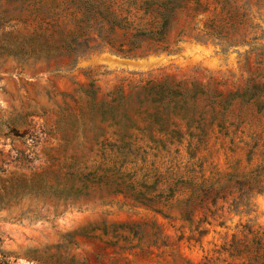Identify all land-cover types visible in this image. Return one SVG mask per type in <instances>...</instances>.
I'll use <instances>...</instances> for the list:
<instances>
[{"label":"rangeland","instance_id":"374dc122","mask_svg":"<svg viewBox=\"0 0 264 264\" xmlns=\"http://www.w3.org/2000/svg\"><path fill=\"white\" fill-rule=\"evenodd\" d=\"M259 240L264 0H0V264H250Z\"/></svg>","mask_w":264,"mask_h":264},{"label":"trees","instance_id":"16d2710c","mask_svg":"<svg viewBox=\"0 0 264 264\" xmlns=\"http://www.w3.org/2000/svg\"><path fill=\"white\" fill-rule=\"evenodd\" d=\"M256 248V257H254L250 264H264V253H260V250L264 251V244L261 243L259 240L257 243H255ZM244 249L246 251H249V246H245Z\"/></svg>","mask_w":264,"mask_h":264}]
</instances>
